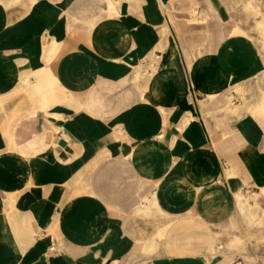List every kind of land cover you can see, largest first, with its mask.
<instances>
[{
	"label": "crops",
	"instance_id": "obj_1",
	"mask_svg": "<svg viewBox=\"0 0 264 264\" xmlns=\"http://www.w3.org/2000/svg\"><path fill=\"white\" fill-rule=\"evenodd\" d=\"M229 0H0V264H236L208 236L264 190L258 75Z\"/></svg>",
	"mask_w": 264,
	"mask_h": 264
},
{
	"label": "rangeland",
	"instance_id": "obj_2",
	"mask_svg": "<svg viewBox=\"0 0 264 264\" xmlns=\"http://www.w3.org/2000/svg\"><path fill=\"white\" fill-rule=\"evenodd\" d=\"M229 2L235 32L249 36L264 60V0ZM222 104L239 114H252L264 126V68L254 78L232 88ZM213 231L214 237L209 235L207 240L211 254L230 263L264 264V190L251 188L237 195L233 215Z\"/></svg>",
	"mask_w": 264,
	"mask_h": 264
}]
</instances>
